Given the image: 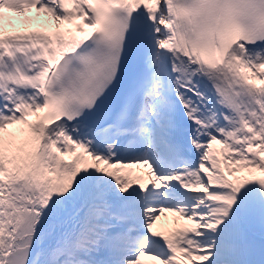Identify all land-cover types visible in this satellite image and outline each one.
<instances>
[{"label": "snow or ice", "instance_id": "snow-or-ice-1", "mask_svg": "<svg viewBox=\"0 0 264 264\" xmlns=\"http://www.w3.org/2000/svg\"><path fill=\"white\" fill-rule=\"evenodd\" d=\"M0 264H264V0H0Z\"/></svg>", "mask_w": 264, "mask_h": 264}, {"label": "rangeland", "instance_id": "rangeland-1", "mask_svg": "<svg viewBox=\"0 0 264 264\" xmlns=\"http://www.w3.org/2000/svg\"><path fill=\"white\" fill-rule=\"evenodd\" d=\"M161 224H163V225H165V226L168 225V224L171 225V218L169 217L167 220H165V219L162 217ZM168 227H171V226H168Z\"/></svg>", "mask_w": 264, "mask_h": 264}]
</instances>
